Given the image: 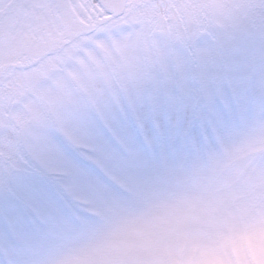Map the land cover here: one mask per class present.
Masks as SVG:
<instances>
[{"label": "rangeland", "instance_id": "374dc122", "mask_svg": "<svg viewBox=\"0 0 264 264\" xmlns=\"http://www.w3.org/2000/svg\"><path fill=\"white\" fill-rule=\"evenodd\" d=\"M233 8L228 23L218 30L194 27L186 39L176 42L174 35L157 34L155 40L130 27L131 37L114 39L106 51H94V59L85 57L87 69L53 98L47 122L27 133L45 139L46 157L32 151L24 132L19 134L21 148L10 146L0 135V196L10 180L23 175L52 186L68 209L57 214L45 232L30 238L32 253L38 244L88 215L97 199L124 197L133 186L169 179L214 184L220 155L237 125L254 117L257 127L264 129V0H237ZM193 31L198 32L195 38ZM194 77L198 85L190 83ZM221 85L230 107L224 110L213 142H190L174 150L170 128L184 115L195 119L211 111ZM120 159L134 161L135 166H122ZM56 161L67 163L84 179L68 181ZM92 168L114 187L88 175L86 169ZM261 195L257 184L237 170L201 202L194 219L231 230L235 202ZM238 210L247 211V205ZM32 211L43 221L36 209ZM8 259L7 250L0 247V260Z\"/></svg>", "mask_w": 264, "mask_h": 264}, {"label": "clouds", "instance_id": "9594fccd", "mask_svg": "<svg viewBox=\"0 0 264 264\" xmlns=\"http://www.w3.org/2000/svg\"><path fill=\"white\" fill-rule=\"evenodd\" d=\"M75 2L87 6L86 13L100 26L94 35L112 47L114 39L133 35L123 21L126 15L131 19L132 6L145 0ZM198 3L203 7L195 27L218 30L230 20L237 0ZM117 22L120 26L113 27ZM92 48L99 52L95 45ZM58 80L63 81V88L57 87ZM72 84L62 67L39 80L37 87L47 98L29 95L33 111L22 112L25 127L35 129L46 123L53 98ZM237 170L264 191V129L257 127L254 117L238 124L235 134L228 137L214 184L169 179L133 186L124 197L97 199L92 211L71 229L38 244L31 264H264V197L236 201L231 230L221 231L194 219L201 202ZM241 204L247 205V211L238 210Z\"/></svg>", "mask_w": 264, "mask_h": 264}, {"label": "snow or ice", "instance_id": "6c2138e0", "mask_svg": "<svg viewBox=\"0 0 264 264\" xmlns=\"http://www.w3.org/2000/svg\"><path fill=\"white\" fill-rule=\"evenodd\" d=\"M114 7L128 11L126 6ZM202 7L198 0H145L132 6L131 19L126 15L123 23L133 28L139 26V32L149 34L187 32L198 23ZM86 8L75 0H0V135L6 137L10 146L21 148L19 134L24 132V141L32 151L46 157L45 139L27 135L32 129L26 128L21 119L22 112L33 111L27 98L30 94L47 98L37 82L60 67L76 81L81 70L87 69L85 57L94 59L92 45L106 51L104 42L94 35L100 26L86 13ZM112 26L118 28L120 24ZM55 83L58 88L64 86L62 80ZM219 91L211 111L195 119L184 115L176 120L168 133L174 150L190 142H213L214 133L223 123L224 110L230 107L225 86L221 85ZM55 163L65 169L68 181L84 179L67 163ZM118 163L128 168L135 166L134 161L125 159ZM86 170L88 175H96L104 184L114 187L98 170ZM32 209L39 212L43 221L35 218ZM67 211L52 186L23 175L15 176L0 196V247L9 256L0 264H31L30 238L45 232L57 214Z\"/></svg>", "mask_w": 264, "mask_h": 264}]
</instances>
